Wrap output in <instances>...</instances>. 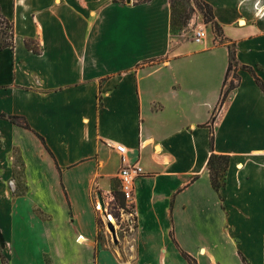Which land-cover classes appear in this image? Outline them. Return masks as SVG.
I'll return each mask as SVG.
<instances>
[{"label": "crops", "instance_id": "crops-1", "mask_svg": "<svg viewBox=\"0 0 264 264\" xmlns=\"http://www.w3.org/2000/svg\"><path fill=\"white\" fill-rule=\"evenodd\" d=\"M201 1L218 35L194 44L169 0H0V264H264V93L241 68L264 84V0ZM228 46L239 83L217 111ZM114 145L144 170L126 251L97 223Z\"/></svg>", "mask_w": 264, "mask_h": 264}, {"label": "trees", "instance_id": "trees-1", "mask_svg": "<svg viewBox=\"0 0 264 264\" xmlns=\"http://www.w3.org/2000/svg\"><path fill=\"white\" fill-rule=\"evenodd\" d=\"M170 2V8H171V17H170V31L173 34L174 29L177 26H181L185 24V5L186 3H181L177 0H169ZM190 12L197 11L199 14H201L202 19L205 24L211 25V30L218 35V27L213 23V15H212V9L211 7L206 4L205 2L201 0H194L193 2L187 1ZM0 49L3 48H12L13 47V31H12V24L7 21L0 13ZM27 46H29V43H27ZM228 48L229 53V64L225 73L224 81H223V87L220 93V98L218 102V108L217 111L222 107L226 97L228 96L229 92L233 90L239 83L238 76L235 73V70H233V64L235 63V56L234 51L230 46ZM243 70H247L255 80V83L258 85L260 90L264 93V84L259 80V78L255 75L254 71L250 69L249 67L242 66ZM232 73L233 80H236V83L233 81H228V78L230 74ZM215 112L212 115L211 123L214 122L216 117ZM2 117H6L5 115H2ZM11 123L23 126L24 128L28 129L29 126L27 123L22 120L19 121L21 118L15 117V116H8L6 117ZM213 142H214V136L212 133V130H210V137H209V148H210V155L207 160L206 168L209 174L211 186L213 189L218 192L219 189L223 185L225 172L228 167L229 158L225 155H216L213 153ZM120 194V193H119ZM121 196V195H120ZM122 199V198H121ZM123 202V201H122ZM124 203H122L121 207H123ZM98 223V222H97ZM99 224V223H98ZM185 259L188 261L189 264H194L193 260L187 256L183 255ZM1 261L3 263V259L1 258Z\"/></svg>", "mask_w": 264, "mask_h": 264}, {"label": "built area", "instance_id": "built-area-1", "mask_svg": "<svg viewBox=\"0 0 264 264\" xmlns=\"http://www.w3.org/2000/svg\"><path fill=\"white\" fill-rule=\"evenodd\" d=\"M193 24L195 27V31L190 41L194 44H201L204 39L208 36V26L201 22L200 24L195 23L197 21V15L194 13L193 16ZM213 34H215L213 32ZM182 38V35H176ZM233 81L236 83V80H233L232 77L228 78V81ZM113 149L120 154L121 157V167L117 172V181H118V191L121 195L122 201L124 203L123 207L119 208L120 212V224H116V222L112 223L114 227H118V229H122L125 233V241L123 243V249H130L133 244V233L135 230V215L133 211V198H134V183L135 180L142 177L144 175L143 168L138 164L134 163L128 165L126 163L125 158V147L122 145H114ZM108 214V213H107ZM104 220V225L106 226V221ZM120 225H123V228H120ZM110 237V235H109ZM81 238V237H79ZM111 238V237H110Z\"/></svg>", "mask_w": 264, "mask_h": 264}, {"label": "rangeland", "instance_id": "rangeland-1", "mask_svg": "<svg viewBox=\"0 0 264 264\" xmlns=\"http://www.w3.org/2000/svg\"><path fill=\"white\" fill-rule=\"evenodd\" d=\"M180 1L181 3H186L185 5V24L181 25V26H177L174 31H173V35H182L183 37L181 39L183 40H190L191 37L194 34L195 31V27L193 24V16L194 13L197 15V21H195V23L200 24L201 22L204 23L201 14H199L197 11L194 12H190L189 9L187 8L188 3L187 1H189L190 3L193 2L194 0H177ZM209 27H211L210 24H206ZM1 33H0V38H1ZM232 75V72L230 74V76ZM229 76V77H230ZM109 201L107 203H105V210L108 213V216H111L114 220V222H116V224H120V212H119V208H121L122 205V199L121 196L119 194L118 191V185L117 183L114 184L112 191H111V195L109 197ZM100 208V205L97 204V208ZM101 211L99 210V214H98V226L100 229L104 230L108 235H110V231L106 228V226L104 225V220L102 219V215H101ZM113 222V223H114ZM120 228H123V225H120ZM115 230H118V227H115ZM117 241H118V246H121L120 242H121V237L118 238L117 236ZM4 264V263H3Z\"/></svg>", "mask_w": 264, "mask_h": 264}, {"label": "water", "instance_id": "water-1", "mask_svg": "<svg viewBox=\"0 0 264 264\" xmlns=\"http://www.w3.org/2000/svg\"><path fill=\"white\" fill-rule=\"evenodd\" d=\"M96 196H97V201L100 205V210L102 212L103 218L105 219L104 215H107V217H108V214H107V211L105 210L104 199H103L101 193H97ZM106 228L110 231V237H111L112 242L114 244H118L117 233H116L114 225L110 221H106Z\"/></svg>", "mask_w": 264, "mask_h": 264}, {"label": "bare ground", "instance_id": "bare-ground-1", "mask_svg": "<svg viewBox=\"0 0 264 264\" xmlns=\"http://www.w3.org/2000/svg\"><path fill=\"white\" fill-rule=\"evenodd\" d=\"M98 209L100 210V208L98 207ZM106 221H110L111 223L114 222L113 218L111 216H108L106 215V218H105Z\"/></svg>", "mask_w": 264, "mask_h": 264}]
</instances>
